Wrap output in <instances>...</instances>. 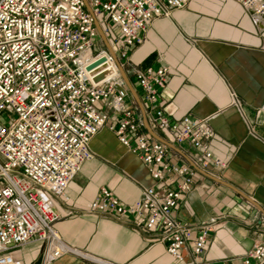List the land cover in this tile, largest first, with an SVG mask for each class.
I'll return each instance as SVG.
<instances>
[{
    "label": "built area",
    "instance_id": "1",
    "mask_svg": "<svg viewBox=\"0 0 264 264\" xmlns=\"http://www.w3.org/2000/svg\"><path fill=\"white\" fill-rule=\"evenodd\" d=\"M191 0H0V264H23L14 248L32 240L44 245V262L71 255L89 264H117L66 243L55 228L63 217L55 210L82 166L94 158L93 138L105 127L137 155L152 178L168 175L175 189H143L125 204L103 189L90 209L117 219L132 218L135 228L165 244L175 264H202L211 226L195 228L180 220L177 209L195 185V169L169 154L143 131L144 123L128 103L116 59L99 45L96 23L117 60L128 62L129 50L159 17H169ZM258 23L264 0H237ZM113 73L96 83L88 67L101 58ZM170 70H135L142 99L156 128L178 145L193 150L196 166L224 167L210 149L212 118L184 116L172 122L161 106ZM119 88L121 90L117 91ZM105 104L119 114L99 110ZM8 115V124L2 117ZM245 264L264 263V245L249 251ZM189 260H186V257Z\"/></svg>",
    "mask_w": 264,
    "mask_h": 264
},
{
    "label": "crops",
    "instance_id": "2",
    "mask_svg": "<svg viewBox=\"0 0 264 264\" xmlns=\"http://www.w3.org/2000/svg\"><path fill=\"white\" fill-rule=\"evenodd\" d=\"M106 37L112 48L114 36ZM142 38L130 48L129 61L118 62L143 110L121 72L120 78L129 105L144 123L143 131L195 169L194 189L181 201L177 216L195 228L211 226L202 264H245L249 251L264 245V21L257 23L237 0H191L171 16L154 20ZM162 67L170 70L160 98L165 115L172 122L184 116L212 118L215 136L210 149L224 167L196 166L191 148L176 144L169 132L154 125L134 72ZM99 110L120 117L105 104ZM90 148L94 158L56 201L55 210L63 215L55 224L60 237L117 264H175L166 245L137 230L132 218L117 219L90 209L103 189L132 204L147 187L175 189L173 176L154 180L108 127L93 138ZM11 253L23 264L44 262V245L37 240ZM51 264L89 263L66 255Z\"/></svg>",
    "mask_w": 264,
    "mask_h": 264
},
{
    "label": "water",
    "instance_id": "3",
    "mask_svg": "<svg viewBox=\"0 0 264 264\" xmlns=\"http://www.w3.org/2000/svg\"><path fill=\"white\" fill-rule=\"evenodd\" d=\"M97 25V28H98V31H99V34L101 36V38L104 40V42L107 44L109 50H110V53L114 56V58L116 59V64L119 68V71L121 72L125 82L127 83V85L130 87V89L132 90L133 94H134V97L136 98L138 104L140 105V107L142 108L143 110V106H142V103L138 97V95L136 94V92L134 91V88L132 87L130 81H129V78L128 76L126 75V72L124 71L123 67L119 64L116 56H115V53L114 51L112 50L108 40H107V37L102 29V27L100 26V24L97 22L96 23ZM106 61V58H101L99 59L98 61H96L95 63L91 64L89 67H88V71L91 72V76L94 77V81L96 83L104 80L105 78H107L108 76H110L112 73H113V69H108V70H105L107 68L106 65H103L104 62Z\"/></svg>",
    "mask_w": 264,
    "mask_h": 264
},
{
    "label": "rangeland",
    "instance_id": "4",
    "mask_svg": "<svg viewBox=\"0 0 264 264\" xmlns=\"http://www.w3.org/2000/svg\"><path fill=\"white\" fill-rule=\"evenodd\" d=\"M99 45L102 46V44H101V38H100ZM2 121H4L5 123L8 124V115H7V114H5V115L2 117Z\"/></svg>",
    "mask_w": 264,
    "mask_h": 264
},
{
    "label": "bare ground",
    "instance_id": "5",
    "mask_svg": "<svg viewBox=\"0 0 264 264\" xmlns=\"http://www.w3.org/2000/svg\"><path fill=\"white\" fill-rule=\"evenodd\" d=\"M91 73V72H90Z\"/></svg>",
    "mask_w": 264,
    "mask_h": 264
}]
</instances>
